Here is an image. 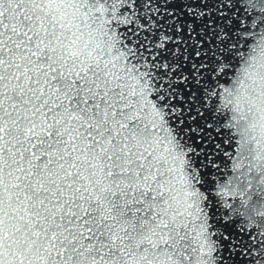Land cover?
I'll use <instances>...</instances> for the list:
<instances>
[{
  "label": "snow or ice",
  "instance_id": "snow-or-ice-1",
  "mask_svg": "<svg viewBox=\"0 0 264 264\" xmlns=\"http://www.w3.org/2000/svg\"><path fill=\"white\" fill-rule=\"evenodd\" d=\"M0 264H264V0H0Z\"/></svg>",
  "mask_w": 264,
  "mask_h": 264
}]
</instances>
